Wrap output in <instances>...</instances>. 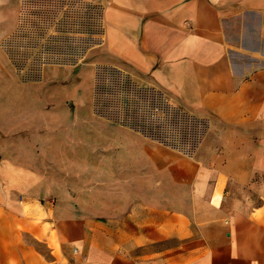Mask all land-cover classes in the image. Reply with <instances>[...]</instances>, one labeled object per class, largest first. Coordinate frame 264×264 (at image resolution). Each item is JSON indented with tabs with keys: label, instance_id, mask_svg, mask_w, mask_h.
<instances>
[{
	"label": "crops",
	"instance_id": "crops-1",
	"mask_svg": "<svg viewBox=\"0 0 264 264\" xmlns=\"http://www.w3.org/2000/svg\"><path fill=\"white\" fill-rule=\"evenodd\" d=\"M86 4L98 65H129L207 128L184 143L114 124L94 187L78 189L93 208L60 200L70 185L28 168L57 147L8 56L28 50L5 44L22 1L0 0V264H264V0ZM42 63L33 82L71 67ZM30 121L45 131L24 139Z\"/></svg>",
	"mask_w": 264,
	"mask_h": 264
},
{
	"label": "rangeland",
	"instance_id": "rangeland-1",
	"mask_svg": "<svg viewBox=\"0 0 264 264\" xmlns=\"http://www.w3.org/2000/svg\"><path fill=\"white\" fill-rule=\"evenodd\" d=\"M21 1L17 28L12 36L10 35L12 38L7 39L6 45L17 43H22L23 47H32L36 43L41 45L40 40L33 39L32 28L29 29L31 25L35 27L42 25L38 23L36 16L39 10L52 11L55 16V31L60 30L75 36L78 34L77 31H80L78 27L85 25V29L88 30L85 31V35L87 33L91 36L89 39L83 37L84 40L82 36L77 37L75 43L78 44L72 45L69 53L65 51L63 53L62 48H55L54 56L45 53L30 54L32 57L29 60L22 61L17 59L16 55L8 54L16 68L19 66L24 68L22 93L36 98V106L50 108L48 119L50 139L47 145L51 149L54 147L57 149L55 153L51 150L50 153L53 154L44 160V164L39 161L38 165L28 168L37 171L42 179L48 176L58 187L70 185L65 188L69 189L70 196L60 200L83 210L87 207L93 208L90 204V200L93 199L80 196L78 189H85L80 187L85 184H89L87 189L94 187L95 160H101L110 154L106 153L108 150L104 147L114 137L113 131L116 127L114 124L148 126L144 123L143 119L146 118L140 111L157 109L168 118L167 126L171 128L170 130L188 129V139L184 143L190 142L192 137H196L193 138L194 141H200L198 137L207 126L190 116L186 119L178 116L172 109L180 110L178 108L181 107L176 105L174 107L169 97L161 91L155 88L148 89L142 85L133 76L136 72L129 65L121 62L116 66L100 63L98 65L96 59L106 60L107 57L94 52L96 49L93 41L97 27L92 22L93 17L91 23H84V15L89 10L86 3L89 0H37L39 1L37 3H33V0ZM23 10L27 16H24ZM90 14L94 16L93 12ZM16 34L23 35L22 42L15 41ZM42 62L55 67L60 65L71 67L48 70L42 82H33L37 81L42 73L41 69L44 67ZM41 125V122L35 124L33 121L24 124V139H32L37 130L44 132ZM148 127H151L149 131L151 138L156 141L160 137L163 138L162 125L152 120ZM171 133L167 132L168 141ZM101 168L102 166H99V170Z\"/></svg>",
	"mask_w": 264,
	"mask_h": 264
},
{
	"label": "trees",
	"instance_id": "trees-1",
	"mask_svg": "<svg viewBox=\"0 0 264 264\" xmlns=\"http://www.w3.org/2000/svg\"><path fill=\"white\" fill-rule=\"evenodd\" d=\"M39 1L37 0H33V3H37ZM29 3V2H28ZM27 3V4H28ZM87 6V4H86ZM91 9V8H89ZM23 14L25 15V12L23 10ZM37 19H38V23H42V25L40 24V26L35 27L34 25H31L29 27V29L31 30L32 28V34H33V39H38V41H41V45H38L37 43L34 44L32 47L29 46H24L23 48H26L28 50L27 54H18L17 56H19V58L21 57H25L26 55H28L30 58L32 56H30V54L32 55H39V54H49L50 56H54L55 54V48H62L61 51L64 53V51L66 53H69L70 49L72 48V45H77L78 43H75L77 41V39L79 38V36L83 39V37H87V33L85 35V31L87 29H85V25L78 27V29L80 31H77V35L73 36V34H68V33H64L61 32L60 30L55 31V25H54V14H52V11H40L38 12V14L36 15ZM28 18V17H27ZM84 23L89 24L91 23V16H89L87 13L84 16ZM82 29H85L82 31ZM52 30L55 31V34H51L53 33ZM88 31V30H87ZM84 32V34H83ZM82 34V35H80ZM85 35V36H84ZM27 37V35H25ZM78 37V38H77ZM14 38V37H13ZM23 35L20 34H16L15 36V41H20L22 42L23 40ZM84 40V39H83ZM17 43V42H16ZM17 46H23L22 43L16 44ZM15 46V45H13ZM35 47L37 50L33 51V53H31L30 49ZM58 51H60V49H58ZM13 54V53H12ZM15 55V54H13ZM173 111H175L176 113H178L177 115L182 117L183 119L189 118L187 113H183L181 110H177V109H172ZM142 116H144L146 119L144 121V123L148 126H150V122L153 120L155 123L160 124V126L162 125V129L163 131V138L160 137V139L158 140H165L168 141V136H167V132L168 134L171 133V137L170 140L171 142H174L173 137L176 135H179V139L182 142H185L188 139V129L187 128H179L176 131L170 130L171 128H169L167 126V121L168 118L165 117V115H162V113H160V111H157V109L155 110H143L140 111ZM145 112V114L143 113ZM170 120V119H169ZM132 126H135L134 124H132ZM148 126H135V127H139V128H143L144 132H146L149 135V131L151 127ZM177 133V134H176ZM168 141V142H169Z\"/></svg>",
	"mask_w": 264,
	"mask_h": 264
}]
</instances>
